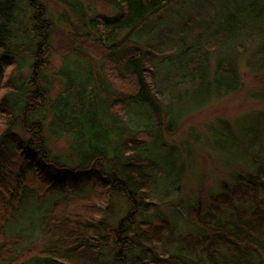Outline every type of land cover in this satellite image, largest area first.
<instances>
[{"label": "trees", "instance_id": "obj_1", "mask_svg": "<svg viewBox=\"0 0 264 264\" xmlns=\"http://www.w3.org/2000/svg\"><path fill=\"white\" fill-rule=\"evenodd\" d=\"M64 1L76 45L52 98L41 73L30 84L12 73L30 57L36 72L50 65L54 22L43 0L30 1L33 38L15 48L20 0H0V264H264V153H251L248 169L206 202H192L193 233H182L151 197L155 162L146 150L157 139L142 127L160 100L174 121L238 90L247 24L231 14L234 22L221 26L210 13L200 29L167 36L157 18L169 0H103L113 17L84 0ZM263 56L255 65L262 69ZM258 97L264 101V90ZM66 136L68 153L55 152L50 140ZM116 195L125 214L112 205ZM31 228L39 233L26 242ZM199 250L205 263L193 255Z\"/></svg>", "mask_w": 264, "mask_h": 264}, {"label": "rangeland", "instance_id": "obj_2", "mask_svg": "<svg viewBox=\"0 0 264 264\" xmlns=\"http://www.w3.org/2000/svg\"><path fill=\"white\" fill-rule=\"evenodd\" d=\"M30 1L20 0L17 12L19 20L15 26L16 35L12 48L21 44L20 39L29 38L30 41L33 38L29 23L33 11ZM84 1L100 16L113 17L117 14L103 0ZM43 4L47 12L45 17L54 22L48 52L50 65L41 72H36L31 64L33 58L30 57L16 65L12 73L16 78L22 75L29 84L34 73L37 76L41 73V77H37L38 82L42 85L47 80L51 97L55 98L63 88L60 69L63 68L67 55H70L68 53L76 45L71 41L69 43L73 29L68 22H64L66 16L72 18V10L64 0H43ZM210 13L219 14L221 26L232 23L233 19L228 21L231 14L247 24L245 29L249 30L240 41L242 49L247 51V55L239 62L242 77L240 88L224 93L211 103L184 115L179 114L178 120L174 121L167 116L165 104L160 100L151 108L152 117L151 112L150 115L145 114L142 125L148 127L157 139V143L146 150L147 155L155 162L151 197L158 205V214L172 220L177 231L182 233H193L188 217V208L192 202L197 199L206 202L210 193L219 190L223 180L232 181L233 172L248 169L252 155L264 153V101L258 97L264 90V68L255 66L264 51L259 44V35L264 38V0H169L167 9L158 16L157 21L162 23L160 26L164 31L161 33L171 36L177 35L182 27H191L188 30L196 27L200 29ZM213 24H217V21ZM88 50L89 53L91 49ZM74 60L72 56L67 63L73 64ZM157 61L158 58L155 63ZM15 97L16 93L12 92L11 98L14 100ZM181 107L177 101L170 104L173 111ZM191 107L193 108L192 105ZM227 128L232 129L234 138L228 134ZM70 141V137L66 136L53 138L50 144L55 152L68 153ZM37 200L34 199V202L41 205ZM111 200L114 209H120V214H125L126 205L122 200L117 195ZM38 228H31L26 232V242L37 237ZM178 248L179 246L175 249ZM200 251L193 255L205 263V255ZM40 261L37 259L29 264H40Z\"/></svg>", "mask_w": 264, "mask_h": 264}]
</instances>
